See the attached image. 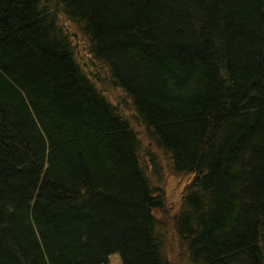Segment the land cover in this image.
<instances>
[{"label": "trees", "instance_id": "obj_1", "mask_svg": "<svg viewBox=\"0 0 264 264\" xmlns=\"http://www.w3.org/2000/svg\"><path fill=\"white\" fill-rule=\"evenodd\" d=\"M64 22L194 175L190 262L264 264V0H0V264H168L137 136Z\"/></svg>", "mask_w": 264, "mask_h": 264}, {"label": "rangeland", "instance_id": "obj_2", "mask_svg": "<svg viewBox=\"0 0 264 264\" xmlns=\"http://www.w3.org/2000/svg\"><path fill=\"white\" fill-rule=\"evenodd\" d=\"M63 21L64 19L60 20V24ZM64 23L71 33L69 36L79 66L90 76L96 88L117 108L118 113L129 122L137 136L139 164L156 195H162L163 198L164 205L154 214L161 224L158 230L163 239V251L168 264H193L189 260L186 247L175 234L173 219L182 209L183 196L194 175L179 172L173 167L170 153L157 146L154 138H151L152 131L137 118L131 99L113 83L107 67L90 54L87 38L74 24ZM120 261L118 254L111 255L108 260L109 264H118Z\"/></svg>", "mask_w": 264, "mask_h": 264}]
</instances>
